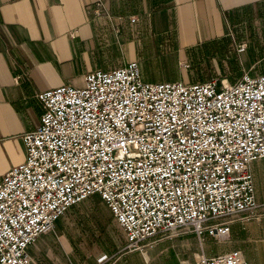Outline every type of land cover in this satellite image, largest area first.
Returning a JSON list of instances; mask_svg holds the SVG:
<instances>
[{
  "label": "built area",
  "instance_id": "built-area-1",
  "mask_svg": "<svg viewBox=\"0 0 264 264\" xmlns=\"http://www.w3.org/2000/svg\"><path fill=\"white\" fill-rule=\"evenodd\" d=\"M82 83L36 95L39 124L0 180V264H30L27 247L93 195L122 230L124 252L186 232L225 241L233 221L261 207L250 165L264 159V73L151 82L130 60L88 70ZM174 264L246 263L230 249Z\"/></svg>",
  "mask_w": 264,
  "mask_h": 264
},
{
  "label": "crops",
  "instance_id": "crops-1",
  "mask_svg": "<svg viewBox=\"0 0 264 264\" xmlns=\"http://www.w3.org/2000/svg\"><path fill=\"white\" fill-rule=\"evenodd\" d=\"M98 1L100 16L94 12ZM256 10L264 13V0H0V180L24 159L21 135L39 124V92L82 81L101 65L130 61L122 50L138 34H151L146 40L154 42L159 37L153 34L170 32L173 37L163 43H181L185 51L215 47L229 34L227 17ZM102 48L113 49L111 57L101 58ZM186 57L177 53L176 58ZM250 170L262 203L257 212L264 213V159L251 163ZM64 215L27 247L30 264H122V257L134 253L120 250L103 258L91 224ZM230 234L240 240L221 252L242 249L247 264H264V217L233 221Z\"/></svg>",
  "mask_w": 264,
  "mask_h": 264
},
{
  "label": "rangeland",
  "instance_id": "rangeland-1",
  "mask_svg": "<svg viewBox=\"0 0 264 264\" xmlns=\"http://www.w3.org/2000/svg\"><path fill=\"white\" fill-rule=\"evenodd\" d=\"M227 21L230 24L229 34L215 47L206 46L185 51L181 43L171 45L163 43L164 37H173L170 32L163 35L153 34L159 37L154 38V42L146 40V37L151 36V34H138V40L128 47L125 46L122 50L123 59L136 60L141 67L144 79L151 82L179 79L184 83H192L216 77L232 82L243 73H264V13L257 10L245 12L231 18L227 17ZM241 43H246V48L238 52L237 45ZM112 50L102 48L106 54L101 52V58L102 56L105 59L111 57ZM180 52L186 53L187 57L177 59V53L182 57ZM104 61L101 59V64ZM179 61L188 63L189 68L179 66ZM119 62L121 63V60ZM114 67L116 65L108 67L101 65L104 70ZM82 84L80 80L71 83L76 87H81ZM262 194L264 195V193ZM259 204L262 205V203ZM257 210L249 221L261 220L264 217V213H259ZM100 212L105 220L100 217ZM63 217H76L87 220L91 224V230L98 235V245L101 253H104L103 258L114 252H117L116 255H118V252L122 251L126 244L122 230L113 219L107 206L97 195L93 201L88 198L77 204ZM238 236L240 238V233ZM157 239L158 241L152 247L144 249L145 253L133 251L134 253L128 254L126 258L122 257L121 261H125L122 264H174L180 260L191 262L197 255L201 254V251L206 255L215 254L228 246H232L234 241L240 240L236 237L232 238V234H230L225 241L216 242L207 239L200 242L190 232ZM239 250L242 252V249ZM129 257L131 258L129 259ZM246 260L248 261L247 256ZM246 260L245 263L247 264Z\"/></svg>",
  "mask_w": 264,
  "mask_h": 264
},
{
  "label": "bare ground",
  "instance_id": "bare-ground-1",
  "mask_svg": "<svg viewBox=\"0 0 264 264\" xmlns=\"http://www.w3.org/2000/svg\"><path fill=\"white\" fill-rule=\"evenodd\" d=\"M144 252V251H143ZM145 253V252H144Z\"/></svg>",
  "mask_w": 264,
  "mask_h": 264
}]
</instances>
